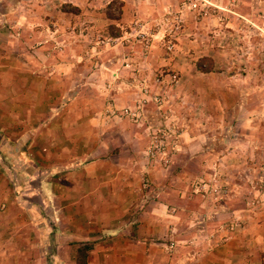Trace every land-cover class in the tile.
Listing matches in <instances>:
<instances>
[{"label":"crops","instance_id":"0c3cea01","mask_svg":"<svg viewBox=\"0 0 264 264\" xmlns=\"http://www.w3.org/2000/svg\"><path fill=\"white\" fill-rule=\"evenodd\" d=\"M152 2L165 3L163 0ZM125 8L122 4L118 19L121 22H128L124 17ZM158 36L159 33L152 37ZM195 41L187 37L177 38L171 55L155 42L151 43V49L144 58L149 69L162 71L163 81L171 79V75L165 73L168 70L178 76L176 83H172L174 86L167 88L161 83L153 86L154 90L182 89L185 85L187 90L195 91L198 81L191 82L189 77L215 74L213 67H201V71L194 65L195 58L209 62L213 59L210 46L202 44V49H199L198 41ZM1 46L0 41V138L7 144H14V123H22L14 121L13 117L14 74L20 75L24 70L19 56H14L13 51H3ZM125 56L132 60L129 54ZM126 59L122 57L123 63L129 69H137L135 73L140 75L142 63L131 66ZM119 61L113 56L103 68L105 71L93 68L87 71L91 76L97 72L101 75L106 73L110 84L102 88L106 94L100 105L103 112L85 122V129L82 122L76 121L72 126L67 116H60L58 132L51 123L43 124L47 129L45 135L58 138L52 139L53 142H49V138L44 148L28 146L26 150H0V264H49L48 259H52V264H264V197L252 190L253 196L248 199L240 195L246 186L245 179L252 177L258 180L247 174L255 171L250 167L252 164L245 163L244 167L243 162L247 156L256 157L262 151L252 150L257 147L251 143L248 144L249 150H208L210 146L194 150L198 141L207 142L211 126L221 127L219 120L212 119V124H208L195 117L186 116L181 120L166 118L162 113L166 103L162 104L157 99L154 110H150L147 103V92L153 89L148 88L150 84L143 80L138 89L136 81L134 88L113 82L117 69L114 63ZM120 67L122 71L126 68ZM67 71L69 69H61L58 75L62 73L63 77ZM73 71L77 90L84 85L78 81L82 74L76 69ZM34 72L30 73L34 75ZM48 83L43 85L48 87ZM85 84L95 87L94 83ZM23 86L28 95L37 89L35 75L31 78L27 75ZM58 99L60 107L78 103L75 98L65 95ZM218 104L227 105L222 100H218ZM27 105L36 107L35 101L30 105L27 100ZM124 107L134 113V117L122 115L120 109ZM54 110L52 113L50 108L45 113L48 116L46 122H51L52 117L59 113ZM9 114L13 116L8 117ZM174 119L182 129L177 130ZM168 123L171 128H176L186 146H179L178 142V149L174 150L175 154H170L167 165L160 159L156 162L170 169L183 155L185 160L178 166L179 171L183 172L187 165L196 173L204 171L209 175L208 180L204 178L206 173L199 178L191 175L193 181L189 186L193 195L189 198L180 197L179 188L186 186L190 178L182 176L179 180L178 175L171 172L155 173V167L148 163L146 157L147 131L152 133L155 128ZM31 130V136L35 138L34 128ZM105 140L111 141L107 150H103ZM14 152L26 170L32 172L33 177L29 178L35 181V194L28 190L25 194L20 193L14 175L7 179L2 160L6 154L12 155L14 166ZM224 154L241 158L234 163V178L226 170ZM238 161L242 162L240 165L244 170L240 172L244 174L236 170L240 166ZM209 180L218 187L227 185L232 195L215 199L195 195L201 182ZM35 201L40 207L32 205L31 202ZM181 203L189 205V209L183 210ZM182 216L191 220L185 224L187 237L178 233L183 223ZM232 217L235 229L228 234L220 229L219 223ZM51 221H56V224ZM53 251L55 254L52 256Z\"/></svg>","mask_w":264,"mask_h":264},{"label":"rangeland","instance_id":"374dc122","mask_svg":"<svg viewBox=\"0 0 264 264\" xmlns=\"http://www.w3.org/2000/svg\"><path fill=\"white\" fill-rule=\"evenodd\" d=\"M111 1L114 3L110 12L114 16L117 14L119 4H125L127 12L124 13V17H127L128 22L106 18L105 7ZM164 1L165 3H151V0H0L1 48L3 51H13L14 56L18 55L23 63L21 68L24 70L20 71V75L14 74V116L8 115L13 116L14 121L22 123H14V144H7L0 138V150H26L28 146L44 148V143L49 138H51L49 142L58 138L45 135L47 129L43 124L51 123L52 127H55V132H58L60 116H67L72 126L76 121L82 122L85 129V122L103 112L100 105L106 94L102 88L110 84L107 82L106 73L101 75L97 72L91 76L87 71L90 68L105 71L103 68L113 56L121 60L114 63L117 69L113 82L134 88L132 86L135 81L144 80L150 84L149 89L161 83L169 88L176 83L178 76L168 70L165 73L169 76L175 75V82L170 81L171 79L163 81L164 73L158 68L149 69L144 58L151 49L152 42L171 55L175 51L177 38L187 37L193 42L197 40L195 43L197 42L199 49H202L200 47L202 44L210 46L209 53L213 58L210 62L204 58H195V61H191H194L197 68L213 67L215 74L189 77L191 82L195 79L198 81L195 91L187 90L185 85L182 89L172 87L171 90L163 88L161 91H156L153 87L147 92L150 110H154L157 99L162 104L166 103L165 110H162L166 118L181 120L188 116L205 120L208 124H212V119H218L221 127L211 126L207 142L198 141L194 150H203V146H210L208 150H249L248 144H255L257 148L252 150L262 152L256 157L247 156L243 163L252 164L250 167L255 171L247 174L258 180L255 181L252 177L245 179L246 186H243L240 195L248 199L253 196L252 191H255L264 197V0H207L208 6L204 14L183 9L182 4L186 0ZM64 6H69V11L63 12ZM174 14H179L182 18V25L178 30L172 28L171 18ZM110 32L113 35L117 34V37L112 38ZM157 33L159 36L153 39V34ZM168 43L174 45L172 52L166 50ZM127 54L132 60L126 59ZM122 57H125L131 66H136L138 62L142 63L140 75L135 73L137 69H133L134 71L132 67L129 69V66L123 63ZM201 59L205 61L200 62ZM122 65L126 67L123 71L120 67ZM64 68L69 71L62 77V73L58 75V72ZM73 69L82 74L80 79V75L78 76V81L84 84L77 90L74 86L76 77ZM30 72L35 73L37 89L34 88L28 95L22 84L26 82L27 75L30 78L34 77ZM44 82H49V86L43 85ZM85 83H94L95 87ZM18 88L22 90L18 91ZM64 95L70 99L75 98L77 105L68 104L66 107H60L58 98ZM27 100L30 105L35 101L36 107L31 108L32 106L27 105ZM218 100L226 102L227 105L219 106ZM50 108L52 113L54 109L59 113L52 117L51 122H46L48 116H45V113ZM126 109L121 108L120 113L124 115ZM150 112L148 115L152 118ZM177 122V130L182 129L180 123L178 127ZM33 128L35 138L31 136ZM18 131H21L20 135H17ZM178 140L179 146H186V143H182L184 140L182 137ZM236 142L239 144L236 145ZM107 144H111V141L105 140L103 150H107ZM225 156L226 170L234 178V163L241 158L229 154ZM184 160L183 155H180L170 169L158 164L157 159H148V163L151 162V166L155 167V173L171 172L172 175H178L179 180L182 176L190 178L186 186L179 188V196L189 198L193 195L189 186L193 181L191 175L199 178L205 176L206 172L196 173L187 165L183 172L179 171L178 166ZM2 161L7 179L13 178L14 175L19 192L25 194L28 190L35 194L37 191L34 187L35 181L29 178L33 177V174L26 170L15 152L14 166L12 155L6 154ZM241 163L237 162L239 165ZM244 167L240 165L236 169L237 172L244 174L240 172H243ZM224 174L227 173L224 171ZM204 178L208 180L209 175ZM224 187L226 190L223 194L196 191L195 195H206L214 199L217 196L232 195L228 186ZM31 203L34 207H40L36 201ZM186 206L184 203L180 204L183 210L189 209V205ZM182 220L178 233L187 237L188 227H185V224L191 220L187 216H182ZM234 220L233 217L222 219L219 223L220 229L232 234L235 226L232 231H228L227 228ZM51 222L56 224V221ZM51 254L53 256L55 252ZM49 260L48 263L52 264V259Z\"/></svg>","mask_w":264,"mask_h":264},{"label":"built area","instance_id":"2783aa9c","mask_svg":"<svg viewBox=\"0 0 264 264\" xmlns=\"http://www.w3.org/2000/svg\"><path fill=\"white\" fill-rule=\"evenodd\" d=\"M208 6L207 0H186L182 4L183 9H187L189 11L197 12V14H204L205 10ZM172 22V28L174 30H178L181 28L182 25V18L179 14H174L171 18ZM174 45L172 43H168L166 45V50L168 52L173 51ZM171 80H175V75L170 76ZM140 81H136V87L139 89L141 86L139 85ZM124 114L130 115L131 117H134V113H132L129 109L124 110ZM148 133V146L146 150V157L147 159L151 160H158L160 159L164 165H167L169 163V159L171 157L170 154H175L174 150L178 149L177 143L179 139V132H177L176 128H171V125L166 124L162 125L161 127L155 128V130L150 133V131H147ZM170 150V151H167ZM218 188V189H216ZM225 187L222 186H215L213 184V181H207V182H201L200 187L196 188V191H202L209 193H218L223 194L225 193ZM216 194V195H218ZM235 224H230L227 228L228 231H232Z\"/></svg>","mask_w":264,"mask_h":264},{"label":"trees","instance_id":"16d2710c","mask_svg":"<svg viewBox=\"0 0 264 264\" xmlns=\"http://www.w3.org/2000/svg\"><path fill=\"white\" fill-rule=\"evenodd\" d=\"M112 3H114V1H111V2H109L107 5H106V7H105V16H106V18H108V19H113V20H118L119 19V16H120V8H121V3L119 4L120 6L117 8V14L114 16L113 14H111V12H110V8H111V5H112ZM68 8H69V6L67 7V6H64V10L62 9V11L63 12H67V11H69L68 10ZM71 9H73V8H71ZM110 29H113L112 27H110ZM110 35L112 36V37H116L117 36V34L116 35H113L111 32H110ZM203 61H205L204 59H201L200 60V62H203ZM198 69L199 70H201V71H203V69L200 67V66H198Z\"/></svg>","mask_w":264,"mask_h":264}]
</instances>
